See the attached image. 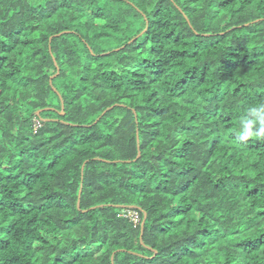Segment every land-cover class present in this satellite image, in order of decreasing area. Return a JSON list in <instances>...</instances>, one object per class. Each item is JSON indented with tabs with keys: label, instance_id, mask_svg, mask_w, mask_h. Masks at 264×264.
I'll use <instances>...</instances> for the list:
<instances>
[{
	"label": "trees",
	"instance_id": "1",
	"mask_svg": "<svg viewBox=\"0 0 264 264\" xmlns=\"http://www.w3.org/2000/svg\"><path fill=\"white\" fill-rule=\"evenodd\" d=\"M261 103L264 0H0V264H264Z\"/></svg>",
	"mask_w": 264,
	"mask_h": 264
},
{
	"label": "clouds",
	"instance_id": "2",
	"mask_svg": "<svg viewBox=\"0 0 264 264\" xmlns=\"http://www.w3.org/2000/svg\"><path fill=\"white\" fill-rule=\"evenodd\" d=\"M239 125L238 136L242 143L253 138L264 140V103L248 107Z\"/></svg>",
	"mask_w": 264,
	"mask_h": 264
},
{
	"label": "rangeland",
	"instance_id": "3",
	"mask_svg": "<svg viewBox=\"0 0 264 264\" xmlns=\"http://www.w3.org/2000/svg\"><path fill=\"white\" fill-rule=\"evenodd\" d=\"M39 112L40 111H38L37 114H39ZM130 215L135 219L136 222H138L139 219L137 218V213L135 211L131 210Z\"/></svg>",
	"mask_w": 264,
	"mask_h": 264
},
{
	"label": "water",
	"instance_id": "4",
	"mask_svg": "<svg viewBox=\"0 0 264 264\" xmlns=\"http://www.w3.org/2000/svg\"><path fill=\"white\" fill-rule=\"evenodd\" d=\"M80 196H81V191H80ZM143 224H144V222H143Z\"/></svg>",
	"mask_w": 264,
	"mask_h": 264
}]
</instances>
